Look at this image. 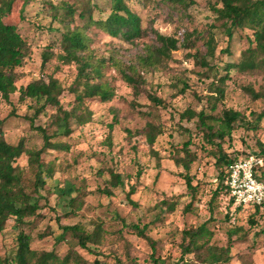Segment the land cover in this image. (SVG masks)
Listing matches in <instances>:
<instances>
[{
    "label": "rangeland",
    "instance_id": "obj_1",
    "mask_svg": "<svg viewBox=\"0 0 264 264\" xmlns=\"http://www.w3.org/2000/svg\"><path fill=\"white\" fill-rule=\"evenodd\" d=\"M61 1L29 0L22 12L24 18L20 16L21 5L18 4L13 18L7 20L17 26L27 44L25 61L16 69V88L52 77L64 89L60 104L64 110H69L74 102L69 88L76 79L77 65L63 64L57 55L62 53L61 34L82 26L83 21L76 15L86 0H78V3L65 0L76 9L72 16L55 11L49 5L59 6ZM191 1L193 4L187 8L167 0L129 1L127 5L139 16L143 31L140 38L131 42L111 38L95 26H89L85 32L88 38L85 52L94 62H103L102 78L92 82H107L114 96L105 103L97 98L84 100V107L92 112L90 122L78 126L70 120L71 134L55 140L67 144L68 150H46L41 155L45 167L52 169V177H43L45 184L40 189L47 198L43 217L30 219V223L18 229L13 227V222H8L0 233L1 258L14 254L13 238L22 230L31 237V249L39 253L53 252L59 258L72 251L82 260L78 264H95L96 260L100 264H150L149 241L137 236L131 228L138 226L145 228V235L155 243L159 264H181L182 261L202 264L195 253L182 254V232L206 223L212 232L210 246L230 248V260L225 264H264V208L258 212L248 207L235 209L224 191L219 190L220 169L211 151L214 148L202 139L196 127L197 119H180L186 110L199 112L206 106L210 84L225 74L223 68L227 63L239 62L240 54L248 46L246 36L251 32H234L228 42L210 9L214 4L220 6L218 0ZM100 2L99 9H93L94 18L108 14L109 0ZM100 9H104L103 12ZM64 21L69 22L67 27ZM156 33L177 39L180 46L168 58L144 69L140 59L159 46ZM191 34V47L187 48L184 39ZM208 39H213L215 55L208 57V66L203 67L198 62L199 57L191 58L189 54H204ZM45 52L52 55L42 66ZM120 70L134 75L139 91L137 97L133 87L122 80ZM263 83L259 69L244 73L230 70L224 99L212 115L219 118L222 110L230 109L248 121L253 120L262 111L264 102L251 100L243 88L252 87L257 91ZM184 84L186 90L180 93ZM147 93L160 98L163 104L152 105L146 99ZM29 104L28 100L18 99V92L11 94L8 102L0 99V133L12 145L23 138L26 149L32 150L39 149L43 140L25 119L33 114ZM54 113L55 109L48 107L45 114L35 119L34 126L53 133L56 130L52 123ZM147 122L160 125L162 129L152 147L143 134ZM234 126L231 141L226 139L222 143L224 152L237 160L251 156L261 160L257 175L264 180V119L256 130H245L240 122ZM189 141V151L196 154L197 159L185 171L180 158L184 156L183 144ZM17 164L24 171L25 182L32 180L27 156L22 155ZM111 173L121 176L122 185L110 186L109 181L116 185ZM185 174L196 186L193 197L186 189L182 177ZM103 188H109L112 196L99 193ZM217 190V197L213 199ZM131 191L133 193L129 194ZM75 196L80 197L81 208L74 217L64 218L69 211L68 201ZM56 218L59 225H78L88 233L99 225V243H87L88 249H82L71 233L59 241ZM47 264H53V259Z\"/></svg>",
    "mask_w": 264,
    "mask_h": 264
},
{
    "label": "trees",
    "instance_id": "obj_2",
    "mask_svg": "<svg viewBox=\"0 0 264 264\" xmlns=\"http://www.w3.org/2000/svg\"><path fill=\"white\" fill-rule=\"evenodd\" d=\"M29 0H0V99L5 102L9 101L11 94L18 92V99L23 102L29 101V109L33 111L32 116H25L28 120L30 129L38 132L43 140L42 146L39 149L28 150L25 147V141L21 138L15 145L8 144L2 133H0V233L4 231L8 222H13V227L18 229L23 225L30 223V219L43 217L42 209L47 205V198L40 193V189L44 186L45 180L43 177H52V169L45 167L41 161V155L46 150L67 151L68 146L59 141L57 138L69 136L71 128L69 127L70 120H74L78 126H83L90 122L92 112L84 107V100L99 99L100 102H108L114 96V90L107 82H92L93 79L102 78L101 66L102 61L94 62L92 57L86 54L88 38L85 32L90 25L95 26L104 34L111 38L121 39L126 42H131L142 36L141 20L139 16L132 12L128 7V2L132 0H109L108 14L103 18H94L93 9L98 10V2L101 0H86L81 11L76 15L82 20V26L74 30H65L61 34L60 46L61 54L57 55V59L63 64L74 63L77 65L76 79L73 85L69 88L74 94V102L69 110H64L60 104L64 89L59 82L49 77L48 81L43 79L33 80L25 87L16 88L18 75L16 69L20 67L26 58L27 44L18 33L17 26L10 23L7 19H12L16 6L20 7V16L23 9L28 4ZM172 3H177L180 6L187 8L192 5L191 0H167ZM187 1V2H186ZM79 1L76 0V3ZM50 2H48L49 4ZM59 6L49 4L55 11L68 12L71 16L75 14L76 9L73 4H69L65 0L60 2ZM101 3V2H100ZM218 5L214 4L210 7L215 16V21L219 22V27L226 35L228 42L231 41L234 32L250 31L251 34L246 36L247 48L240 54V60L237 63H227L223 70L225 74L214 80L208 89L206 95V106L199 112L186 110L180 115V119L192 120L197 119L196 127L201 131L202 139L214 148L212 154L216 157L215 164L220 169L218 174L219 190H223L228 196L229 202L238 208H247L240 205H235L233 200L229 198L227 187L224 185V179L230 165L238 161L236 157H230L222 148V143L227 139L228 142L232 139V132L235 129V124L240 122L241 127L245 130H256L260 127L261 121L264 119V106L259 114H256L253 120L248 121L234 110H222L221 117L217 118L212 115L215 112L217 104L224 99L225 82L229 79V71L236 69L240 73L253 70H261L264 77V0H218ZM104 9H100L103 12ZM64 27H67L69 22H62ZM66 29V28H64ZM194 33V32H193ZM193 34L186 35L184 43L187 48L190 46V39ZM155 40L159 44L158 47L151 50L149 55L141 58L142 67L149 68L155 66L161 59L168 58L171 52L179 49L178 40L173 37L162 36L155 34ZM213 39H208L205 42L206 50L204 54L196 53L189 54V57H199V64L207 67V58L214 57ZM182 45V44H181ZM227 49V48H226ZM228 53V50H223ZM52 54L45 52L42 55V66L49 61ZM122 80L133 87L134 96L139 95L137 80L134 75H130L125 70L119 71ZM186 84L181 88L180 93H184ZM243 91L249 95L251 100L264 102V83L259 90L255 91L252 87H245ZM146 99L152 105L158 107L163 104V101L152 93L146 94ZM133 107L136 104L133 103ZM48 107L54 108L55 113L52 116V123L56 125V130L49 134L45 128L34 126V121L39 115L46 113ZM141 116H147L146 113L139 112ZM62 125H65L62 128ZM144 137L148 146L152 147L157 137L162 134L160 125L147 122L144 128ZM190 141L183 144L184 156L180 158L181 165L185 171L189 170V165L197 159L196 154L189 151ZM202 149V147H201ZM27 156V164L32 180L25 182L24 171L17 164V160L22 156ZM186 189L193 197L196 186L192 185V178L185 174ZM255 177L259 181H263L260 176L255 173ZM111 180H115L116 185L110 184L111 187L122 185L121 176L116 173H111ZM99 193L107 197L112 196L109 188L99 189ZM133 192H129L132 194ZM218 190L214 193L213 199L217 197ZM44 201L41 205L40 202ZM134 205L133 202L130 201ZM82 201L79 196L69 199V211L66 212L64 218H72L80 210ZM188 207V206H187ZM173 208V206H170ZM256 212L264 208L261 206H251ZM188 209V208H186ZM186 211V210H185ZM58 224V219L56 218ZM60 230L59 241H63L64 237L71 233L76 239L80 248L87 250V243H99L101 228L99 225L95 227L93 232H85L78 225L62 226L58 224ZM135 234L149 241L152 248L151 263L159 264L160 259L155 257V243L145 235V228L140 229L138 226H131ZM182 237V254L195 253L200 257L202 264H225L229 262L230 248H218L210 246L209 239L212 232L208 230L207 224L196 228L184 230ZM15 244V252L12 255L1 258L0 264H47L53 259V264H69L70 262L80 263L82 260L77 253L69 251L63 258H59L53 252H37L30 248L31 237L25 234L22 230L13 238ZM187 242V243H186ZM186 243V244H184ZM182 257L180 258V260ZM95 264H100L95 261ZM181 264H187L183 261Z\"/></svg>",
    "mask_w": 264,
    "mask_h": 264
},
{
    "label": "built area",
    "instance_id": "obj_3",
    "mask_svg": "<svg viewBox=\"0 0 264 264\" xmlns=\"http://www.w3.org/2000/svg\"><path fill=\"white\" fill-rule=\"evenodd\" d=\"M260 166L262 161L252 156L229 166L224 185L235 205L251 207L264 204V182L255 177Z\"/></svg>",
    "mask_w": 264,
    "mask_h": 264
}]
</instances>
